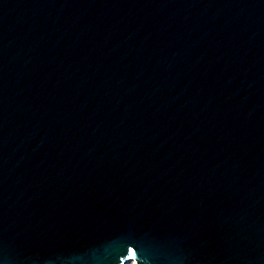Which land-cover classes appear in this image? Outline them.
Segmentation results:
<instances>
[{"label":"water","instance_id":"obj_1","mask_svg":"<svg viewBox=\"0 0 264 264\" xmlns=\"http://www.w3.org/2000/svg\"><path fill=\"white\" fill-rule=\"evenodd\" d=\"M264 264V0H0V264Z\"/></svg>","mask_w":264,"mask_h":264},{"label":"bare ground","instance_id":"obj_2","mask_svg":"<svg viewBox=\"0 0 264 264\" xmlns=\"http://www.w3.org/2000/svg\"><path fill=\"white\" fill-rule=\"evenodd\" d=\"M124 264H135L134 259L130 258L124 262Z\"/></svg>","mask_w":264,"mask_h":264}]
</instances>
